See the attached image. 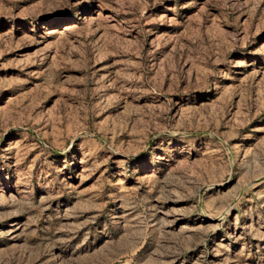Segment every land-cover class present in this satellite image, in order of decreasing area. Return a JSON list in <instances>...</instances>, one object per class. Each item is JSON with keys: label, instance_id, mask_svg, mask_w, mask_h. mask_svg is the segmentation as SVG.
Instances as JSON below:
<instances>
[{"label": "rangeland", "instance_id": "rangeland-1", "mask_svg": "<svg viewBox=\"0 0 264 264\" xmlns=\"http://www.w3.org/2000/svg\"><path fill=\"white\" fill-rule=\"evenodd\" d=\"M0 264H264V0H0Z\"/></svg>", "mask_w": 264, "mask_h": 264}]
</instances>
